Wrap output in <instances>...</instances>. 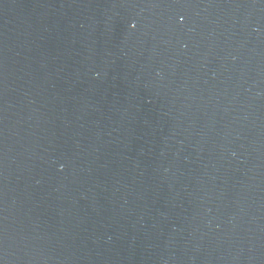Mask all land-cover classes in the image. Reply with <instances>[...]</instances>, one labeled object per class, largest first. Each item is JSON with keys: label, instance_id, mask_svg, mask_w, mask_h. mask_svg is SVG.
<instances>
[{"label": "water", "instance_id": "water-1", "mask_svg": "<svg viewBox=\"0 0 264 264\" xmlns=\"http://www.w3.org/2000/svg\"><path fill=\"white\" fill-rule=\"evenodd\" d=\"M0 264H264V0H0Z\"/></svg>", "mask_w": 264, "mask_h": 264}]
</instances>
